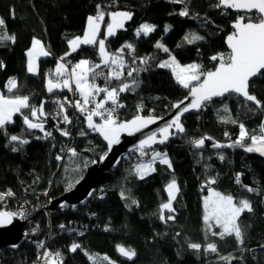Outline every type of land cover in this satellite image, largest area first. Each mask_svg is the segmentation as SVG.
<instances>
[{
  "label": "trees",
  "instance_id": "1",
  "mask_svg": "<svg viewBox=\"0 0 264 264\" xmlns=\"http://www.w3.org/2000/svg\"><path fill=\"white\" fill-rule=\"evenodd\" d=\"M107 2L108 0H0V18L5 20L7 32L15 34L17 38L14 44H0V61L5 65L0 69V93L6 96L28 95L30 103L37 107L50 96L65 98L66 91H56L53 94L46 91V71L54 68L57 60L69 50L68 40L83 35L86 19L95 13L96 5ZM215 3L216 0H190L188 7L193 16L199 14L196 18L179 16L178 12L184 5L169 3L168 0H118L117 6L109 9L131 11L133 18L125 24L126 30H120L114 37L107 39L108 48L116 52L128 42L134 44L136 57L155 58L150 62L148 71L140 72V83L135 91L121 94V101L126 107L119 113L120 120L132 119L137 114V105L141 103L144 105L142 115H148L149 110L154 109L153 115L163 117L171 111L175 102L187 95L188 90L175 82L169 70L155 66L159 61L167 59V54L154 47L158 40L169 47L181 64L198 63L206 71L213 70L216 66L217 62L210 60L212 55L228 53L224 40L231 33L230 26L237 15L231 12L222 14V10L212 7ZM145 22L156 25V31L148 37L137 38L135 30ZM165 26H171L167 34L164 32ZM4 31V28H0V33ZM103 32L102 28L101 38ZM190 32L203 36L204 40L183 44L178 48L177 44H182L183 37ZM33 37L41 39L52 53L49 57L40 58V74L36 76L26 70L25 53ZM125 57L131 60L127 50ZM80 59L98 63L97 49L81 46L77 52L67 57V61L73 64ZM10 77H15L19 84V88L13 93H8L5 88ZM96 83L103 86L104 80L97 79ZM112 83L117 85L119 82ZM252 91L264 101V78L254 80ZM223 103L228 105L232 118L243 122L250 132L258 131L260 123L264 121V115L259 114L258 110L254 114L236 97H229L224 101L216 99L199 113L184 117L182 122L185 133L174 135L163 148L156 149L168 153L172 170L157 162L156 171L140 180L129 174L132 165L129 168L123 167L130 164L132 159L123 158L124 162L119 169L95 191L89 203L83 207L65 206L51 211L48 218L43 211L49 204L48 199L51 205L53 200L69 191L68 183L72 182L74 186L75 179L83 176L86 168L75 174L71 168L74 159L69 158V155L62 161L56 160L64 138L58 132L53 133V138L42 141L35 138L42 136L39 131H24V137L30 142L27 145H14L0 131V191L11 189L16 193L15 198L6 201V210L15 211L24 200L39 204L25 219L27 239L15 250L2 249L1 264H37L36 241L40 240L45 241L52 251L60 250L65 264H91L80 250L76 253L68 251L72 242L81 243L89 253L97 255L98 264H106L102 260L104 255L116 264H224L216 254H205L203 251L197 253L190 249L188 244L191 242L202 245L215 242L221 255L243 256L242 261L236 259L232 264H264V249L260 248L264 244V157L246 153L239 148L217 150L211 147L212 141H206L203 149H195L191 144L193 139L205 135L211 136L215 141L228 143L225 132L229 133L231 140L236 139L238 126L221 123L217 114V109ZM45 111L49 113L45 121V127L49 129L56 122L52 117L51 107L45 105ZM68 112L71 113L70 110ZM76 115L77 127L70 147L79 153L80 162L84 159L99 160L101 155L106 154L107 146L95 134L86 132L83 117L79 113ZM220 115L224 113L221 112ZM14 120L15 123L7 126L9 136L21 135L25 127L22 117L16 116ZM81 130L87 135L80 136ZM14 146L19 150L13 152ZM217 151L225 155L224 161L218 158ZM237 173H242L243 185L258 188L261 194L248 193L237 184ZM173 176L180 186V192L173 202L175 220L165 222L160 219L159 208L161 203L167 201L165 186ZM209 177L216 178V183L211 185L216 191L231 194L237 200L244 198L251 201L254 212L245 213L241 217L247 227V237L242 247L251 251H241L234 237L221 240L208 235L206 240L202 218L203 198L208 190L202 188V185ZM122 188L130 193L129 199H121ZM45 192L48 193L47 197ZM132 199L139 206L132 204ZM0 210H5V206H0ZM164 215L169 213L165 210ZM61 224L66 225L65 230L60 229ZM37 226L38 230L33 235V229H37ZM105 227L110 230L105 231ZM81 231L84 232L82 236L78 234ZM215 231L218 232L219 229ZM117 245L134 249L136 257L132 261L122 257L116 250Z\"/></svg>",
  "mask_w": 264,
  "mask_h": 264
},
{
  "label": "snow or ice",
  "instance_id": "2",
  "mask_svg": "<svg viewBox=\"0 0 264 264\" xmlns=\"http://www.w3.org/2000/svg\"><path fill=\"white\" fill-rule=\"evenodd\" d=\"M169 3L184 5L178 15L181 17L196 18L199 14L193 16L190 13L188 4L190 0H168ZM118 0H108L106 4H97L95 13L89 15L86 19L85 29L82 36H75L68 40V51L61 56L55 65L54 69H50L45 75L46 91L53 94L56 91L67 90L75 95L78 99L75 101L65 97L63 100L57 98L52 101L57 107L54 110L53 119L57 120L55 130L63 137H70L71 132L67 125L73 123L72 117L68 114V108H74L76 112L83 117L86 128L94 133H98L107 143L108 151H111L113 145L120 143L122 134L132 136L135 133L142 132L152 124L163 120L162 116L153 115L154 109L149 110L148 115H142L144 105H137V114L130 120H120L119 110L126 107L121 101V94L134 92L139 86V74L143 71H148L151 67L153 56L136 57L135 46L132 43L125 42L116 52H112L106 41L109 37H114L118 31L126 30L125 24L131 21L133 13L127 10H109L117 6ZM212 7L222 10V14L227 10H232L238 15L232 21L231 27L233 31L227 35L226 44L230 50L228 53H217L210 57V60L217 62L213 70H204L203 66L198 63L181 64L172 51L164 43L158 40L154 47L163 53L167 54V59L156 63V67L167 69L171 72L175 82L182 88L188 90V96L179 102L172 105V109L176 114L170 121L164 123L158 130L152 131L145 138L139 141V144L133 151L138 153L139 162L132 165L129 170L130 175L136 176L143 180L147 176L156 171L155 164L158 162L161 165L167 166L172 170L173 165L166 151H157L154 145H163L176 134L185 133V127L182 122V117L190 111L200 112L213 103L216 98L224 101L229 97L242 98L244 107L254 114L259 111V114L264 115V101L259 99L252 91L254 87V78H264V0H216ZM244 13V15H239ZM255 13V15H250ZM207 22V21H206ZM156 25L150 23H142L136 30L137 38L144 36L148 37L156 31ZM171 26H165L164 32L167 34ZM0 28L5 31L0 33V44L16 42L15 34H9L6 30V22L0 18ZM104 29L103 38H101V30ZM162 39V38H161ZM204 40V37L194 32L187 33L183 37V43L177 44V47H182L183 44H193L197 41ZM81 46H91L97 49L99 62L94 63L89 59H80L75 64L71 65L67 61V57L77 52ZM131 57L129 61L125 57ZM41 39L33 37L29 49L26 51V70L31 75H39L40 68L38 61L41 57H49L51 55ZM5 67L3 61H0V69ZM107 70L106 72L104 70ZM97 79H103L104 85L96 83ZM113 81L119 82L113 85ZM5 88L8 93H13L19 88L18 81L15 77H10ZM190 102L185 104L186 100ZM158 99V97H157ZM47 101H41L39 107L30 103L28 95H4L0 93V131H3L5 136H8L10 144L27 145L30 141L23 135L24 131L32 133L39 131L42 136H36V139L53 138V133L46 130L45 121L49 113L45 111ZM183 105V107H182ZM250 105H254L250 107ZM27 110V112L25 111ZM224 115H220V113ZM217 114L221 123H231L239 128L238 135L235 140H231L228 132H225V138L228 143L215 141L211 136L205 135L191 141L195 149H203L206 141H212L211 147L214 149L223 148H239L246 153H256L264 157V121L258 127V131L250 132L243 122L234 119L231 116L230 109L226 103L222 104L220 109H217ZM22 117L23 125L21 135H8L7 126L15 123L14 117ZM43 118V119H42ZM65 127L61 128L59 125ZM79 135L85 136L87 133L81 130ZM19 148L14 146L12 151L16 152ZM151 150V151H149ZM65 150L61 149V153ZM67 153L69 158L74 159L73 171L82 172L83 169L89 166V163H103L107 158L106 154L101 155L99 160L79 161V153L75 148L68 147ZM203 154L201 153V157ZM217 156L221 161L225 160V155L217 151ZM145 157L149 159L145 160ZM57 161L64 160L63 154H58ZM242 173H237L235 180L248 193L261 194V190L253 188L249 185H243L241 182ZM38 179V178H37ZM83 176L75 179V183H79ZM216 183L215 177H209L202 188H207L208 194L203 198V225L207 236L219 237L223 240L226 237H234L238 248L241 251H251L244 248L247 227L243 224L241 217L245 213H253L254 208L248 199H236L231 194H222L216 191L211 185ZM73 187V183H68V190ZM103 191V190H101ZM27 192V189H25ZM167 193V201L161 203L159 212L162 221L175 220V208L173 202L176 200L180 192L175 176L165 186ZM44 195H48L47 192ZM92 195V193H89ZM16 193L11 189L0 191V206H5V210H0V227H4L13 223L14 219H27L30 214L25 207L29 202L24 200L19 208L15 211L6 210V201L9 198H15ZM121 199H129L130 193L125 189L120 191ZM103 199V196L100 197ZM50 202V201H49ZM132 204L138 205L135 199H132ZM64 205L62 204L61 207ZM165 210L169 215L165 216ZM94 215V214H93ZM37 229H33V235ZM60 229L65 230L66 225H59ZM219 229V231H215ZM105 231H109L105 227ZM75 231V229H72ZM79 235H84L81 231ZM27 235V234H26ZM179 235V233L177 234ZM13 247H18L13 245ZM37 257L40 264H65L64 255L60 250L52 251L46 246L45 241H36ZM188 247L197 253L203 251L205 254H216L220 261L224 264H232L233 260H243V256L236 257L234 255H221L218 246L215 242H207L204 245L197 242H191ZM264 249V244L260 245ZM42 250V251H41ZM78 250L83 252L91 264H98L99 257L89 253L83 248L81 243L72 242L68 246V251L76 253ZM118 253L127 260L132 261L137 253L130 247L117 245ZM102 260L106 264H116L107 255H104Z\"/></svg>",
  "mask_w": 264,
  "mask_h": 264
},
{
  "label": "water",
  "instance_id": "3",
  "mask_svg": "<svg viewBox=\"0 0 264 264\" xmlns=\"http://www.w3.org/2000/svg\"><path fill=\"white\" fill-rule=\"evenodd\" d=\"M226 12H231L232 14L238 15V13L232 10H227ZM241 14L244 13H239V15ZM251 14L255 15V13H251ZM230 28L232 32L233 29L231 26ZM226 37L224 40V47L226 51L229 52L230 50L228 49L227 44L225 42ZM255 79L256 78H254V80ZM188 95L189 94L187 91L186 96ZM184 98L182 100H184ZM239 99L243 101L242 98ZM189 102H190V97L189 100L185 101V104ZM251 106L254 107V105ZM197 113L199 112L195 110L185 113V115L182 117V120L184 117L188 115H193ZM175 114L176 111L171 108V111L167 115L163 116L164 118L163 120L158 121V123L156 124L150 125L142 132L135 133L132 136H129L126 133L122 134L120 137V143L113 145L111 151H108V147H107V152H106L107 158L103 161V163L91 164L85 170L83 174V179H81L78 184L75 183L72 189H70L69 191L62 194L60 197L53 200L51 202V205L49 206V209L51 211H54L63 208L65 206L74 207V208L83 207L84 205L89 203L92 197L94 196L95 191L110 179L112 173H115L119 169L123 157L128 153H130L131 151H133V149H135L139 144V141L145 138L148 133L158 130L160 127L164 125L165 122L170 121ZM84 127L86 131L91 132L86 128L85 123H84ZM94 134L107 146L106 141H104L103 138L98 133H94ZM178 135H182V134H178ZM167 143L163 145H159V144L154 145V148L155 149L163 148ZM89 193H92V195H89ZM62 204L64 205L63 207H61ZM26 224H27L26 220L22 221L17 218L13 220L12 224L4 227H0V251L2 249L15 250L27 239V235H26L27 233L25 231ZM13 245H17L18 247H13Z\"/></svg>",
  "mask_w": 264,
  "mask_h": 264
},
{
  "label": "built area",
  "instance_id": "4",
  "mask_svg": "<svg viewBox=\"0 0 264 264\" xmlns=\"http://www.w3.org/2000/svg\"><path fill=\"white\" fill-rule=\"evenodd\" d=\"M69 64H70V66H71L73 63L69 62ZM50 69H53V68H50ZM50 69H48V70L46 71V73H48ZM104 71L106 72L107 70L105 69ZM45 75H46V74H45ZM63 91H66V97H67L69 100L75 101L76 99L79 98L78 95H75V94L72 93V92H68L67 90H63ZM58 92H61V91H58ZM57 98H59V99H61V100L64 99V98H60V97H58V96L55 95V96H50L48 99L45 100V101H47V103H46L45 105L51 107L52 117L54 116V114H55V113H54V110H55L56 107H57L54 103H52V101H53L54 99H57ZM69 110L71 111V113L68 112V114L72 117V119H73V123H72L71 125H67V128L70 130V132H71V136H70V137H64V138L62 139V142H61L60 146H59V147H60V149H59V154H63V155H64V158H65V157H68L67 148L70 147V142H71V140L73 139V136H74V133H75V128L77 127V115H76V114H77L78 112H76V110H75L74 108H71V107L68 108V111H69ZM74 110H75V111H74ZM120 111H121V109L119 110V113H120ZM54 121H55L56 124H57V120L54 119ZM59 126H60L61 128L65 127V125H63V124H60ZM55 127H56V125L50 127L49 129H46V130L51 131L52 133H57V131L55 130ZM86 132H87V131H86ZM58 133H59V132H58ZM89 133H91V132H89ZM80 136H81V135H80ZM41 140L44 141L45 139H41ZM61 149H64L65 151H64L63 153H61ZM128 159H132V162H130V164H127V165H128V166L126 165L127 167L123 165L124 168H129L131 165H133V164L139 162L138 153H136L135 151H133V152H131V153L125 155L124 160H128ZM144 159L147 160V159H149V157H145ZM124 160H123V162H124ZM46 197H47V196H46ZM48 201H50V200L48 199ZM37 205H39V204L28 203V204L25 205V207L28 209L29 213L31 214L32 211L35 210V206H37ZM49 205H50V202H49L48 206H47V207H44V209H43V211L45 212V215L47 216V218L49 217L50 212H51V210L49 209ZM19 206H20V205H19ZM19 206H17L15 210H17V209L19 208ZM40 208H41V207H40ZM18 219H20V218H18ZM20 220H25V219H20ZM34 228H35V227H34ZM35 229H36V228H35ZM41 251H42V250H41ZM37 264H40V262H38Z\"/></svg>",
  "mask_w": 264,
  "mask_h": 264
},
{
  "label": "rangeland",
  "instance_id": "5",
  "mask_svg": "<svg viewBox=\"0 0 264 264\" xmlns=\"http://www.w3.org/2000/svg\"><path fill=\"white\" fill-rule=\"evenodd\" d=\"M72 65H73V64H72ZM54 68H55V67H54ZM124 157H125V156H124ZM88 167H89V166H88ZM88 167H87V168H88ZM71 168L73 169V167H71ZM87 168H86V169H87ZM86 169H85V170H86ZM74 173L76 174L77 172H74ZM75 176H77V175H75ZM73 178H75L74 175H73ZM206 196H207V195H206ZM22 221H23V220H22Z\"/></svg>",
  "mask_w": 264,
  "mask_h": 264
},
{
  "label": "bare ground",
  "instance_id": "6",
  "mask_svg": "<svg viewBox=\"0 0 264 264\" xmlns=\"http://www.w3.org/2000/svg\"><path fill=\"white\" fill-rule=\"evenodd\" d=\"M150 151H151V150H150ZM131 152H133V151H131ZM131 152H130V153H131ZM128 154H129V153H128ZM122 162H123V159H122ZM122 162H121V163H122Z\"/></svg>",
  "mask_w": 264,
  "mask_h": 264
},
{
  "label": "crops",
  "instance_id": "7",
  "mask_svg": "<svg viewBox=\"0 0 264 264\" xmlns=\"http://www.w3.org/2000/svg\"><path fill=\"white\" fill-rule=\"evenodd\" d=\"M42 58V57H41ZM27 59V58H26ZM54 69V68H53Z\"/></svg>",
  "mask_w": 264,
  "mask_h": 264
}]
</instances>
